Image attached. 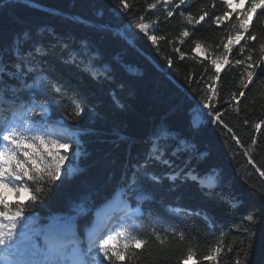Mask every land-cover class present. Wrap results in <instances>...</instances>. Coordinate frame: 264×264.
<instances>
[{
  "label": "trees",
  "instance_id": "1",
  "mask_svg": "<svg viewBox=\"0 0 264 264\" xmlns=\"http://www.w3.org/2000/svg\"><path fill=\"white\" fill-rule=\"evenodd\" d=\"M151 2L154 0H131L137 9L131 19L135 20L140 12H145L146 4ZM212 2L188 0L193 14ZM250 3L251 0H247L243 9L247 10ZM118 5L119 0H0V89L6 97L27 103L24 97L30 93L25 85H33L43 69L53 78L66 81L69 93L78 91L94 105L92 115L85 120V127L69 128L79 139V143L73 142L74 148L79 145L77 151L81 153L77 170L72 175L66 171L67 178L62 176L63 183L57 182L58 188L50 182L33 184L34 194H37L34 192L36 187L43 191L37 194L41 201L29 210V226H47L54 217L71 218L74 239L83 240L96 212L116 195H120L121 203H128L122 181L112 178L114 174L121 175V166L125 162L124 154L117 148L120 138L144 135L154 126H161L164 131L159 133V138L151 139L161 146V151L170 149L166 158L172 166L157 164L155 171L174 175L184 167L187 159L197 155L198 150L203 160L197 172L215 166L221 186L213 195L205 196L191 181L165 179L153 193L141 194L142 199L137 197L141 200L140 213L143 215L136 223H142L143 228L137 229L136 234L146 236L155 230L163 235L164 230L175 227L185 233L186 239L180 242L168 236L165 245L153 243L144 256L133 258L132 264H182L189 249L195 253V264H236L237 260H243L245 251V264H264V220H260L264 202L257 195L258 191L264 190V177L248 163V156H251L257 168L264 170V126L259 132L255 129L257 122L264 121V84L254 79V86H250L251 92L239 114L234 109L224 113L225 122L233 126L244 145L241 147L226 130L208 126L206 110L200 105L199 97L188 90L189 86L183 80L185 68L193 69L197 74L204 68H208V74L213 71L210 64H202L205 54L193 53V38L207 46L209 59L220 55L223 53L220 41L234 32L235 17L224 21L222 28L206 20L193 30V36L185 38L183 45L161 41L157 48L120 18L116 11ZM169 7L161 0L157 9L146 15L156 25L158 35H165L168 41H178L181 30L191 26L184 23L179 9L168 18ZM225 8L223 1L217 0L215 12L219 14ZM184 10L187 12L188 9ZM261 11L264 9L257 10L250 28L258 35L259 42L245 46V41H241V46H245L244 53L239 54V46H235L229 57L232 63L222 67V80L218 82L222 109L230 94L239 90L243 66L234 61L244 59L248 54H252L257 62L261 59L259 44L264 43V24L256 23ZM102 28L106 30L107 50L91 51L86 46L87 41L81 38L90 37ZM65 42L69 48L76 49L74 55L79 68L64 62L69 59L68 51L62 50ZM253 44L255 49L249 53ZM37 47L43 55L36 53ZM174 47H181L186 53L184 61L173 52ZM27 52L31 55L24 54ZM165 56L172 57L175 67H168ZM89 57L93 58L91 62ZM85 65L87 70H83ZM28 68L35 71L28 73ZM89 71L95 72L99 80L107 77V83L94 82ZM70 100L71 96L68 101H60L63 107L55 115L49 112L52 122L78 123L72 114ZM65 116L67 120L62 119ZM188 129L192 130L191 135L182 137L181 133ZM253 139H256V145L252 144ZM53 151L62 154L60 149ZM172 151L176 152L175 156L171 155ZM45 157V163L52 162L46 153ZM50 187L54 190L49 191ZM229 201L237 206L231 207ZM172 209L180 211L173 212ZM112 210L115 214L120 206ZM250 213H255L260 222L252 225L247 220ZM205 216L211 217V222L206 223ZM113 236L123 243L122 237L116 233ZM217 254L216 263L205 259ZM13 255L16 260L17 255Z\"/></svg>",
  "mask_w": 264,
  "mask_h": 264
},
{
  "label": "snow or ice",
  "instance_id": "2",
  "mask_svg": "<svg viewBox=\"0 0 264 264\" xmlns=\"http://www.w3.org/2000/svg\"><path fill=\"white\" fill-rule=\"evenodd\" d=\"M217 0L206 7H201L198 13L193 14L188 0H163L164 5L170 6L166 11V16L171 18L179 9V15L184 18V23L190 25L191 28L185 27L179 33L178 41H168L165 35L157 34L156 25L150 21L146 13L157 9L161 0L147 3L145 12H140L135 20L131 19L132 13L136 11V7L131 0H119L116 11L120 14V18L129 24L135 32L145 37L151 44L159 48L161 41H167L170 44L178 42L179 45L185 43V38L193 36V30L202 25L206 20L208 23L223 27L224 21L229 20L233 16L234 32L228 33L226 37L220 41V47L223 53L213 55L210 59L207 56V46L199 40L193 38V53L205 54L202 64H210L213 70L208 74V68H204L199 74L193 69L185 68L183 80L189 86L190 91H194L199 97V103L206 110L208 117V126H218L222 130H226L237 145L244 147L238 138L233 126L224 120V113L235 110L237 114L241 111V105L247 102V94L251 92L250 86H254V79L260 84H264V43L259 44V51L262 56L259 62L253 59L252 54H248L244 59H236V65L243 66V72L239 79V90L230 94L229 99L224 101L223 109L220 106L221 94L218 82L222 80L221 71L223 66H228L232 61L229 57L233 53L235 46L239 54L244 53L245 46L250 42H259L256 32L250 31L253 26V17L258 9H264V0H251L247 10L239 11L233 8L234 0H223L226 8L223 12L217 14L215 12V4ZM242 2V0H241ZM187 8V12L184 10ZM211 9V11L209 10ZM83 22V18H81ZM257 24H264V11L260 12L257 18ZM247 37V39H246ZM87 41L86 46L91 51L107 50V36L105 29H97L92 36L81 38ZM241 41H245V46H241ZM255 49V44L249 49V53ZM64 51H68L69 59L65 63H72L78 68L74 53L75 48H69L67 42L63 45ZM36 53L43 55L41 49L37 47ZM173 52L178 55L180 61H184L186 53L181 47H174ZM31 55L30 52L24 53ZM93 58L89 57L91 62ZM168 67H175L174 60L171 56H165ZM51 67V66H50ZM83 70H87V65ZM20 71L23 74V66L21 63ZM33 68H28L27 72L32 73ZM108 75H111L109 73ZM89 76L98 84L107 83V77L99 80L97 74L89 71ZM195 85V88H192ZM30 95L24 97L27 103L18 102L17 109L11 117L0 119V143L3 150H0V251L15 249L17 259L5 260L3 264H89L85 259L86 253L83 252L79 245L71 246L75 238L72 232L71 218L54 217L52 222L46 229L37 230L29 226V210L32 209L41 197L37 195L43 191V188L36 187L33 193V184L43 181L50 182L55 187H59L63 183L62 175L67 178L66 169H63L64 162L69 159L67 155L69 149H73L75 155L79 145L73 147V141L65 134L64 129L70 127H85V120L92 115L94 105L90 104L86 96L78 91L69 93L66 81L53 78L47 74V70H41L35 79L33 85H25ZM71 96L70 104L73 109V115L77 118L78 123L53 124L49 120V112L52 115L63 107L60 101H68ZM194 99L196 97H193ZM115 99V97H114ZM118 102V100H117ZM246 111V110H245ZM67 116L62 119L67 120ZM247 124L248 121L244 120ZM264 126V121L257 122L255 129L259 132ZM170 128L171 126L168 125ZM164 131L161 126H154L144 135H131L120 138L117 148L124 154L125 162L121 166V175L117 177L113 175L114 181H122V187L128 194V203L126 207L133 209L128 211L122 217L116 219L115 224L105 225L103 222H97L95 231L90 234L88 252L95 251V257L91 264H132L133 258H139L145 255L151 249L153 243L163 246L168 236L177 238L180 242L186 239L185 233L178 228L171 227L170 230H164L161 235L155 230L150 235H138L137 229H142V223H136L141 219L140 213L141 197L143 193H153L157 186L163 184L165 179L172 182L177 180L191 181L201 190V194L205 196L213 195L215 189L221 186V177L219 173L213 169H206L203 172H197V168L203 160V157L197 150V155L187 159L184 167L172 174H158L155 171V165L161 164L171 167L170 160L166 158L169 148L160 150V145L152 141L151 137L159 138V133ZM191 129L184 130L182 137L191 135ZM147 140V143L145 141ZM252 144L256 145V139L252 140ZM147 148L148 150H145ZM53 149H63L64 154ZM45 153L47 157H51L52 162L45 163ZM172 156L176 155L175 151L171 152ZM248 163L253 169L264 177V170L257 168L251 156H248ZM195 164V166H193ZM178 187V185H177ZM49 188V191H53ZM5 192H14L16 194V202L9 203L6 199ZM28 193L26 200H20V195ZM257 195L264 202V190L257 192ZM142 199V197H141ZM239 202V198H236ZM231 207H236L237 203L229 201ZM173 212H179L180 209H172ZM206 223L211 222L212 218L205 216ZM247 220L252 225L264 220V212L261 213L260 220H257L255 213H250ZM113 233L123 238L121 244L115 239ZM95 244L93 249L92 244ZM219 251V250H217ZM232 251L231 248L228 249ZM195 253L189 249L188 255L183 259L182 264H190L194 261ZM215 255H208L206 260H214ZM247 260V252H244L243 260H237L236 264H245Z\"/></svg>",
  "mask_w": 264,
  "mask_h": 264
},
{
  "label": "rangeland",
  "instance_id": "3",
  "mask_svg": "<svg viewBox=\"0 0 264 264\" xmlns=\"http://www.w3.org/2000/svg\"><path fill=\"white\" fill-rule=\"evenodd\" d=\"M223 1V0H222ZM246 1L247 0H242V2H241V0H234V2H233V8L235 9V10H237V11H239L240 9H243L244 8V6H245V4H246ZM199 55H204V54H199ZM24 81H26V80H24ZM0 98H1V100H0V112H2V110L5 108V106L4 105H8L9 106V108H11V109H15L16 108V105L18 106V103H16V100L15 99H12V98H9V99H7L6 98V93L4 92L3 93V91H0ZM2 100H6L5 102H3ZM1 114V113H0ZM49 118V117H48ZM49 120L51 121V119L49 118ZM53 124H55V123H53ZM57 124H63V122L62 121H57ZM74 141H78V143H79V140H78V138L76 137V139H74L73 140V142ZM0 150H3V147H1L0 148ZM60 151L62 152V154H64V150L63 149H60ZM80 151H77L76 152V154L74 155L72 152H71V149H69L68 150V153H67V155L69 156V159L68 160H66L65 162H64V165H63V169H66V171L70 174V175H72L76 170H77V162H78V158L80 157ZM63 176V175H62ZM4 195L5 196H7L8 195V199H10V200H16V195H15V193L14 192H8V193H4ZM28 193H24V194H21L20 195V200H26L27 199V197H28ZM120 200H121V197H120V195H117V196H115L112 200H111V202H109L108 204H107V206L106 207H104V208H101V209H99L97 212H96V217H95V219H94V222H93V224H92V226H90L89 228H88V230H87V232H88V238L87 239H85V241H84V244L88 247V245H89V237H90V234L93 232V231H95V225H96V223L97 222H103L105 225H110V224H115V221H114V213H112V208H115V207H118V206H120ZM122 210H126V212H128V211H130L131 209H129V208H126V209H122ZM121 210V211H122ZM123 212V211H122ZM37 222V221H36ZM35 222V223H36ZM48 226H37L36 228H34V229H37V230H42V229H46ZM73 225H72V232H74L73 231ZM79 245V247H80V249L83 251V252H85L86 253V255H85V259H87V260H89V264H91V261L93 260V258L92 259H90L89 257H88V254H87V252H86V250H85V248L86 247H84V245H83V243H81L80 241H73V243L71 244V246H75V245ZM92 247H93V249L95 248V244L93 243L92 244ZM10 250H14V252H15V249H8V251H10ZM6 251L7 250H3V252H2V254H0V264H3V262L5 261V260H8L7 258H6ZM215 259L214 260H211V262H213V263H216L217 262V260H218V254L217 255H215ZM190 264H193V262H190Z\"/></svg>",
  "mask_w": 264,
  "mask_h": 264
}]
</instances>
